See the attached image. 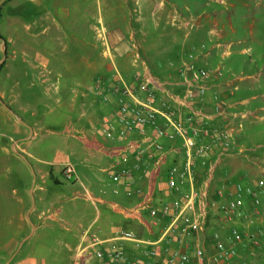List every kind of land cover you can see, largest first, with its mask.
<instances>
[{
	"label": "crops",
	"instance_id": "crops-1",
	"mask_svg": "<svg viewBox=\"0 0 264 264\" xmlns=\"http://www.w3.org/2000/svg\"><path fill=\"white\" fill-rule=\"evenodd\" d=\"M2 1L0 166L12 171L17 163L27 179L0 177V264H77L88 230L103 240L122 230L150 243L162 235L169 218L159 216L153 225L139 209L146 203L159 208L191 191L190 183L178 192L167 186L168 171L184 166L186 152L180 138L162 139L164 155L139 159V145L152 149L138 133L123 141L102 136L101 119L114 118L126 86L172 84L171 94L158 90L157 109L166 101L178 119L193 117L199 129L218 128L244 151L225 157L214 149L213 170L197 160L195 188L209 184L213 199L223 189L222 204L237 186L256 190L264 181V0H54L55 10L40 16L46 0ZM19 4L25 17H33L25 31ZM241 66L243 76L236 74ZM181 69L206 70L211 79L200 89ZM243 82L253 89L239 94L235 86ZM164 123L158 117L157 126ZM45 131L57 139L44 146L48 139L38 138ZM155 132L148 126L146 135ZM66 164L75 167L94 200L83 197L79 184L63 181ZM124 168L132 173L131 188L110 178ZM234 230L244 236L235 244L237 262L264 264V222L250 196L242 216L212 210L204 232L158 245L160 258L152 263L172 251L194 258L197 247L210 255L217 244L232 245ZM125 247L129 258L146 259L148 246Z\"/></svg>",
	"mask_w": 264,
	"mask_h": 264
},
{
	"label": "built area",
	"instance_id": "built-area-1",
	"mask_svg": "<svg viewBox=\"0 0 264 264\" xmlns=\"http://www.w3.org/2000/svg\"><path fill=\"white\" fill-rule=\"evenodd\" d=\"M188 74L190 80L200 89L204 88L211 79V73L206 70H180L182 77L185 78ZM152 84L143 83L137 89L124 87L118 99L114 118L112 119L108 115L102 117L99 132L108 140L117 138L121 141L126 140L133 133H138L142 137L141 143L148 145L152 151L148 152V148L139 145L136 148V156L141 159L143 155L147 154L151 160H154L157 154L164 155L165 148L161 143L162 139L174 141L180 138L187 160L182 168L177 164L170 168L167 174V186L174 192H178L179 187L185 183H190L193 188L181 199L164 202L159 208L150 203L140 207V211L146 210L148 212L153 225H156L159 216L169 218L164 232L156 242L145 241L138 233L131 230H122L111 240H103L97 233L88 230L83 236L84 241L81 247L78 249L77 264H87L93 258L98 261V264H239L235 244L241 243L244 236L238 230H234L232 233L233 243L231 246L226 247L217 244L210 255L205 249L197 247L194 258L188 253L172 251L167 254L162 263H152L153 260L156 261L160 258V252L156 248L158 245L166 241L170 243L177 239L183 240L186 237L204 232L212 210L219 209L228 216H242L246 196L252 198L254 213L258 214L264 222V204L261 202V195H264V181L257 184L258 189L256 190H245L243 187L237 186L234 195L229 193L227 202L222 204L219 199L226 198L223 189L217 190L216 198L213 199L209 184L204 189L194 187L196 182L194 167L197 160H201L202 166L213 170L214 165L210 159L214 149H217L225 157L240 156L244 154V151L232 141L229 135L218 128L199 129L196 127L193 117L178 119L166 101L161 102L160 109H157L154 104L158 90L171 94L173 85L157 81L152 82ZM140 92L145 95L142 100L139 96ZM229 94L233 96L234 91H230ZM158 117L164 119L163 127L157 126ZM148 126L156 127L155 135L152 138H148L146 135ZM204 140L206 141L204 142ZM61 174L64 182L81 186L83 197L89 200L95 199L81 182L72 164H66ZM110 176L116 185L124 183L127 188H131L135 184L132 173L127 168L121 169L119 172H112ZM113 192L119 194V189H115ZM250 223L253 224L254 220H251ZM127 242L148 246L149 248L143 252L146 259L129 258L125 247Z\"/></svg>",
	"mask_w": 264,
	"mask_h": 264
},
{
	"label": "rangeland",
	"instance_id": "rangeland-1",
	"mask_svg": "<svg viewBox=\"0 0 264 264\" xmlns=\"http://www.w3.org/2000/svg\"><path fill=\"white\" fill-rule=\"evenodd\" d=\"M23 1L28 2V0H21L22 3H23ZM2 3H3V1L0 0V5ZM55 5H56V3H55L54 0H46L45 1V5L43 7H41V9H38V15L40 16L43 13V11L46 12L48 8L51 9L52 11H54L55 9H52V7H54ZM28 6H30V4H28ZM28 6L26 8H28ZM17 8H18L17 18L22 20L23 31H25V30H27V28H26L27 25L26 24L30 23L31 20H32L31 18H33V17L27 18V17L24 16V12H23L24 8H23L22 4H19ZM35 14H36L35 12H32V16H35ZM7 17L9 18V17H12V16H9L7 14ZM24 36H25V34H24ZM244 71H245L244 70V66H241L240 68L238 67L236 69V74L239 75V76H243ZM261 80L263 81L262 83H264V79H261ZM235 87H237V89L239 90V92H238L239 94L247 93L248 89L249 90L253 89L252 83H249V82H243L241 84L236 85ZM9 111L10 112H14L15 111L14 107H9ZM56 132H58V131H56ZM245 133H248V130H246ZM45 139H48L47 141H49V144H43L44 146L45 145H50L53 142V140H55L57 138L52 136V135H50L49 132L45 131V132H42L40 134V136L38 138V142H41L42 140H45ZM13 175L17 176L18 178L21 177L22 179H27L26 171L20 172L19 165L17 163H15V165H13L12 171L7 169V168H3V167L0 166V177L1 178H8V177H11Z\"/></svg>",
	"mask_w": 264,
	"mask_h": 264
},
{
	"label": "trees",
	"instance_id": "trees-1",
	"mask_svg": "<svg viewBox=\"0 0 264 264\" xmlns=\"http://www.w3.org/2000/svg\"><path fill=\"white\" fill-rule=\"evenodd\" d=\"M1 17H2V6H0V19H1ZM0 39L3 40V37H2V35H1V33H0ZM4 64H5V63H3V64L0 65V69L3 68Z\"/></svg>",
	"mask_w": 264,
	"mask_h": 264
}]
</instances>
